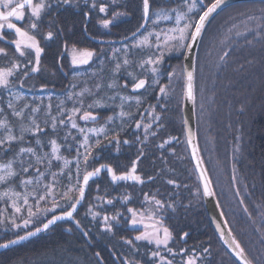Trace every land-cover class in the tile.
<instances>
[{
  "label": "trees",
  "instance_id": "16d2710c",
  "mask_svg": "<svg viewBox=\"0 0 264 264\" xmlns=\"http://www.w3.org/2000/svg\"><path fill=\"white\" fill-rule=\"evenodd\" d=\"M210 2L211 0H203L204 4ZM51 3L52 9L42 13L38 28L32 30L40 47L44 49L39 71H30L34 66V51L28 50L26 57H21L15 51V45L10 43L16 39L14 30H2L4 40L0 39V47L7 50V56L0 54V67L10 66L14 58L19 62L20 68L9 78V88L0 87V109L3 110L0 111V119H7L14 134L19 135L21 120L12 114L13 108L8 107L12 103L16 111L23 110L25 124L30 123L29 118L33 117L44 131L36 136L25 134L23 143L13 142L10 151L0 152V162H7L21 146L36 147L38 154H50L51 145L48 141L56 139L61 145L58 154L70 161L65 173L70 169L73 173L71 182L75 183L77 147L83 154L85 149L80 146V142L84 137L78 128L71 127L68 117L73 107L81 106L79 99H82L84 107L75 117L78 127L89 129L103 126L106 129L104 133H88L89 144H94L99 139L101 145L91 149L87 171H93L104 164L111 166L119 175L128 172L135 161L136 174L141 176L143 183L132 180L113 182L108 172L101 170L98 177L87 186L84 200L74 214L75 219L58 222L40 235L0 251V264H126L127 261L156 264L158 257L151 256L152 251L158 250L155 244L135 240L141 230L130 226L132 215L128 212L129 208L138 213L143 211L145 216L148 214L147 209H154V202L146 201L145 195L165 203L162 215L165 226L173 235L168 247L173 249L174 254L167 252L164 247L159 251L172 260L173 264H184L188 256H195L196 264H238L221 246L212 229L200 183L185 143L182 118L185 49L167 54L160 65L158 76L153 77L150 72L146 77V87L140 93L126 97L120 92L119 97L110 100V97L101 95L103 90L113 88L108 87L109 84L114 83L116 86L113 89L121 91L124 82L131 84L140 76L139 70L135 71L136 76H129L132 62L127 66L123 65L126 57L125 54L121 55L122 50L118 47L119 53H115L117 46L105 43L104 51L98 52L100 61L97 63L103 60V69L89 72L91 78L88 90H95L97 99H78L75 94L81 92V71L79 66L69 63L65 48L75 46L79 49H94V46L101 45L88 36L89 20L95 17L112 18V14L117 11L128 13L119 16L117 23L120 28L128 31L122 37L129 36L143 22L142 0H116L115 3L112 0H96L95 8L91 7L92 0H72L70 4L60 6L57 5V0ZM101 3L108 6V11L104 14L99 12ZM182 3L183 0H150L152 8H176ZM260 5L261 1L237 3L210 19L196 49L193 83L198 153L211 184L215 185L214 181L221 184L219 194L216 189L213 190L224 221H227L253 264H264V41L257 39L252 44H247L244 36L231 35L229 39H225V36L233 23L239 24L244 20L238 13L259 15L258 11L252 10ZM180 10L186 11V8L181 7ZM200 10L189 15L198 18ZM171 15L174 17L175 13ZM28 25L29 21L18 23L19 27L26 28ZM172 26L174 19L161 20L154 27L160 31ZM152 27L150 21L146 29L151 30ZM146 29H141L140 35ZM49 31L53 32L52 38H47ZM105 32H114L113 26ZM245 35L247 39H252L251 35ZM213 40L218 53L209 62L210 50L206 48ZM154 52L155 48L148 49L147 55ZM224 52L230 54L221 60ZM139 54L145 55L144 49ZM138 58L137 56V62ZM28 60H33V64H28ZM117 63L121 64L118 72L115 71ZM25 70H29L27 76L23 75ZM173 71L175 74L169 77L168 73ZM154 79H158L159 83L154 84ZM97 84L100 85L99 88L96 87ZM161 86H166L167 94L160 92ZM197 87L202 92L206 105L202 112L196 106ZM69 94H73L71 99ZM121 97L126 99L122 102ZM137 98L139 104L136 102ZM97 101L101 106L88 108L89 104ZM32 108H38L39 111L33 114ZM85 110L91 111L97 119L81 120L80 116ZM121 110L130 115L121 117ZM157 115L159 119H156ZM110 116L112 119L107 120ZM52 117L57 118L55 130L51 127ZM202 118L203 127L200 128ZM59 119H64L65 123L59 124ZM137 122L141 124L139 128L136 127ZM149 124L151 127L146 129L144 125ZM3 134V129H0V136ZM37 136L43 142V148L35 145ZM114 136H118L119 145L115 140L108 143ZM125 140L128 141L127 144L123 143ZM162 144L163 147H160ZM22 158L26 162L31 159L35 164V158L31 154H24ZM79 160L82 180L85 170L82 155ZM15 167L19 170L18 163ZM36 167L45 172L46 181L52 179L51 172H57V180L60 181L57 189L61 191L63 185L69 183L66 174H59V169L64 167L63 160L52 159L50 169L47 161ZM23 176L33 178L34 184L29 186L31 191L35 187L36 168H30ZM20 178L18 176L10 182L17 191H23L19 184ZM168 181L174 183L170 184ZM5 187L7 185H0V191ZM37 190L43 191L42 185ZM126 196L127 200L124 199ZM55 198L61 207L39 213L34 218V223L27 227L22 222V218L27 217L26 207L21 213L15 214L16 223L21 225L19 228L12 227L9 219L14 214L10 201L7 198L0 200V212L5 218V222L0 224V244L32 231L53 214L58 215L61 211L68 210L67 202L60 200L59 195ZM108 200L112 203H107ZM29 201L34 205L35 197H29ZM51 203L52 197H49L46 201H41L40 205L51 207ZM168 204L174 205V210L168 208ZM90 207L92 211L99 213L95 218L89 213ZM105 215L117 217L116 220L109 221L112 224L111 231L104 227ZM77 220L80 221V227L76 226ZM85 231L87 236L84 235ZM184 233L188 235L185 237ZM129 239L135 247L126 242ZM180 249H185V252ZM204 249L208 251L205 252ZM96 253L100 255L97 256Z\"/></svg>",
  "mask_w": 264,
  "mask_h": 264
},
{
  "label": "snow or ice",
  "instance_id": "6c2138e0",
  "mask_svg": "<svg viewBox=\"0 0 264 264\" xmlns=\"http://www.w3.org/2000/svg\"><path fill=\"white\" fill-rule=\"evenodd\" d=\"M72 0H57V5H67L70 4ZM116 0H112V3H115ZM226 5V0H211L210 3L204 4L203 0H183V3L180 7L176 8H152L150 5V0H142V23L139 27L136 28L130 35L133 38V43L131 48H147L152 49L155 48V52L151 55H148L146 59L139 61V66L141 68H146L151 72L153 77H157L160 72V65L164 62L165 56L172 52H180L181 49H186L188 51H192L194 45L198 42V39L201 37L202 33L206 29V24L209 22V18L213 16L214 13H217L222 6ZM97 6L96 0H92L91 7L95 8ZM181 7L186 8V11L180 10ZM26 9L27 18L29 20V25L25 27H19L17 23L13 22V18L16 21H23L26 18ZM52 9L51 0H0V30H4L5 28L8 30H14L16 39L10 41L11 44L15 45V51L19 53L21 57H26V53L28 50L34 51V66L30 69L31 72H37L40 70V61H41V53L44 51L43 48L40 47L39 41L36 36L32 34V30L38 28V23L41 19L42 13L46 11H50ZM197 9H201L198 14V18L192 17L189 14L193 13ZM108 11V6L104 3L99 5V12L106 13ZM253 12L258 11L259 15L247 14L245 12L238 13V15L243 16L244 20L240 21L239 24L233 23L228 29V35L225 36V39H229L231 35L235 36H244L245 42L247 44H252L255 40L264 41V0H261V5L259 8L253 9ZM171 13H175L173 17ZM87 15V13L85 14ZM128 15L126 12H114L112 14L111 19H103L100 23L108 28L110 24H112L113 20H115L119 16ZM155 17V19H153ZM174 26L169 27L167 29H161L157 31L154 27L161 20H173ZM151 21L153 27L151 30H147L146 26ZM183 21V24L181 23ZM251 25V26H249ZM141 29H146L145 32L138 36ZM245 34L251 35L252 39H247ZM53 32L49 31L47 33V38H52ZM3 33L0 31V39H3ZM154 38V39H153ZM125 40L128 37H124ZM125 49H128L129 46L126 44ZM102 51V50H101ZM119 51V50H114ZM0 54L7 56V50L3 47H0ZM230 53L224 52L223 56L220 57L223 60ZM99 53L94 49H81L77 50L75 47L72 49V64L73 65H85L88 64L89 61L93 60L94 57L98 56ZM125 59L123 60V65L127 66L131 63L129 59H127V53L125 54ZM28 64H33V60H28ZM187 67V66H186ZM20 68L19 62H17L14 58L11 62L10 66L0 67V87L5 89L11 86L10 77H13L16 74V70ZM121 68V64L117 63L115 66V71H119ZM29 74V70H25L23 72L24 76ZM175 73L169 72L168 76L171 77ZM129 76H132V73H128ZM135 79V77H133ZM193 72L186 71V79H187V92L186 95L190 99H195L193 93ZM154 84H158L159 80L154 79L152 81ZM147 83L146 79H139L133 84V89H143L145 88ZM116 85L114 83L109 84L108 87L112 88ZM97 88L100 87L99 84L96 85ZM90 90L84 89L80 93L75 94L78 99L83 97L85 92H89ZM160 92L163 94H167L166 86L160 87ZM73 94H69V99L72 98ZM19 98V97H18ZM125 97H121L122 102L125 100ZM137 104L140 103L139 98L136 100ZM80 107H73L71 109V114L68 119L71 123V127L73 129L79 130L80 133L83 134V141L80 142V146L84 147L85 151L83 154L80 153L79 147H77V167L75 173V183H72L73 173L69 169L67 173H65V169L68 168L70 163L69 160L60 156L58 153L60 152L61 145L57 143L56 139H51L48 143L51 145L50 154L44 152L43 154H38L36 147H19L18 151L14 153V155L7 160V162H0V185H7L3 191H0V200L7 198L10 201V206L14 210V214L9 218L11 220L12 227L19 228L21 225L16 223V215L22 212L26 207L27 217L22 218L23 225L27 227L29 224L34 223V218L38 216L39 213H47L52 211L53 209L60 208V202L55 198L59 195L60 200H63L68 203V210L61 211L59 215L53 214L50 219H47L46 222H42L41 226L35 227L34 231L26 232L24 235H18L16 239L9 240L6 243L0 244V248H7L10 244H15L20 240H25L30 236L36 235L43 230H47L50 225L56 223L58 220H63L65 218L75 219L73 213L77 210V205L84 199L85 196V188L89 183V180L97 176L101 169L107 168V171L111 174V179L113 182L115 181H137L143 183V180L140 175L136 174V162L134 161L131 169L128 172L116 174L113 168L109 165L101 164L99 167L95 168L93 171H87V164L89 160V156L91 155V149L94 147H98L101 145V141L99 139L95 140L94 144H89V132L93 133H104L106 129L101 126L100 128H79L76 123V114L81 112L83 105V100L79 99ZM101 106L100 102L97 101L94 104H89L88 108ZM9 108H13V115L20 118L21 122L19 125V135L14 134L13 128L10 126L9 121L7 119H0V129H3L4 134L0 136V146H4L0 148V152L10 151L12 149L13 142L23 143L25 141V134L31 133L36 136L38 133H43V129L37 123L36 119L30 117V123H24V112L16 111L14 105L9 103ZM25 107H28L25 105ZM50 108V106H49ZM155 106H153V110ZM0 111H3L0 109ZM38 108H32L31 112L34 114L38 112ZM130 113H126L123 110L120 112V116H128ZM160 117L157 115L156 119ZM51 127L53 130L57 128V118L52 117ZM81 120L95 121L97 119L96 116L92 114L91 111H83V115L80 116ZM112 117H108L107 120H111ZM64 119H59V124H64ZM47 124V121H45ZM141 126L140 122H137L136 127L139 128ZM146 129L150 128L151 125H144ZM67 139V136H65ZM115 140L116 144L119 145L120 141L118 136L112 137V139L108 140V143H112ZM123 143L127 144L128 141L125 140ZM167 143V141H165ZM191 143V140H189ZM35 145L40 148L44 147L43 142L37 136L35 140ZM163 147V144L160 145ZM118 150V149H117ZM198 149L194 147L193 155L196 156ZM24 154H31V157L35 158V164L29 159L27 162L22 158ZM83 156V162L85 164V170L82 176V180L80 177V160L79 157ZM143 152H141V156ZM198 160L197 167L200 166L202 161L199 160V157L196 156ZM52 159L55 160H63L64 167L59 169L60 175H67L69 183L63 185V190L57 189V184L60 181L57 180L58 173L51 172L50 175L52 179L50 181H46V176L44 171H40L38 165L44 164L47 161L48 168L50 169L52 166ZM139 160V157H137ZM19 164V170L15 167L16 164ZM26 165V166H25ZM36 168V177H35V187L32 190H29V186L34 184V180L31 177H25L23 174L28 173L30 168ZM21 177L19 180V184L22 187L23 191H17L15 185L10 183L16 177ZM201 176L204 180L203 186V195L204 196H214L215 192L211 188V181L208 179L206 173L202 170ZM149 179H152L149 177ZM46 181V182H45ZM170 184L174 183V181H168ZM43 187V191H38L39 187ZM56 189L54 192L53 190ZM199 191V190H197ZM29 197H35V204L33 205L29 201ZM49 197H52L51 207L44 206L41 207L40 202L46 201ZM125 200L128 197H124ZM145 200L154 202V209H147V217H145V213L137 212V210L133 208H129L128 212L132 215L131 224L135 225H143L144 231L140 232L135 236V240L137 241H147L148 243H154L158 250L152 251V257H158L156 264H173V261L168 259L166 256L162 255L159 249L163 246L167 252L173 253V249L168 247L169 241L173 239L172 232L168 227L164 224V217L162 215L165 210V203L155 197H148L145 195ZM107 203L111 204L112 201L108 200ZM243 203V200H241ZM217 206L219 204L217 203ZM35 207V210L33 208ZM168 208H172L174 210V205L168 204ZM7 211V209H4ZM247 212V208H245ZM89 213L95 218L99 213L92 211V208H89ZM221 215L223 213L221 212ZM249 215H251L249 213ZM104 219V227L106 230H112V224L109 222L110 220H116V216L109 217L105 215ZM149 221L148 223L145 220ZM5 222V218L3 213L0 212V224ZM227 224V221L224 222ZM76 226L80 227V221H76ZM217 229L220 230L221 238L224 239V242L228 244L230 248L233 249L236 256L239 257L243 264H253L251 259L247 258V254L245 249L242 247L239 240L236 239L235 235H233L231 228L227 231V237L225 238V231L221 227L219 223H217ZM162 233V234H161ZM84 235L87 236L88 233L85 231ZM188 233H184L186 237ZM129 245H133V241L131 239L126 241ZM133 247H135L133 245ZM181 252H185V249H180ZM205 252L208 249H204ZM174 254V253H173ZM99 256V253H96ZM126 264H140V261H127ZM184 264H196L195 256H188L184 261Z\"/></svg>",
  "mask_w": 264,
  "mask_h": 264
},
{
  "label": "water",
  "instance_id": "95a60500",
  "mask_svg": "<svg viewBox=\"0 0 264 264\" xmlns=\"http://www.w3.org/2000/svg\"><path fill=\"white\" fill-rule=\"evenodd\" d=\"M253 1H261V0H226V5L222 6L221 9H219L217 11V13H219L221 10H223L226 7H229V6L233 5V4L242 3V2H253ZM217 13H214L212 17H214ZM212 17L209 18V21H210V19ZM199 40H200V38L198 39V42L196 43V45H194V48H193L192 51H188V50L185 49L184 56H183V79H184L183 85L184 86H183L182 118H183V127H184V137H185L186 146H187V150H188V153H189L191 164H192V166L194 168V171H195V173H196V175L198 177L199 183H200V188H201V192H202V197H203L205 210H206L207 216L209 218V221L211 223V226H212V228H213V230H214V232H215L220 244L222 245V247L228 252V254L238 264H243V261L239 257L236 256V254L233 251V249L230 248L228 246V244H226L224 242V239L221 238L220 230L217 229V223H219L221 225V227L224 229L225 238H228L227 237V231H228L229 228H228L227 224L224 223L225 221H224L223 216L221 215V211L219 209V206H217V200L215 198V195L214 196H204L203 195L204 180H203V178L201 176V172H202V170L205 172V169H204L202 163L200 164L199 167H197L198 160H197L196 156H198L199 160L201 161L198 151L196 153V156L193 155L194 147L197 148L196 141H195V111H194V101H193V99L188 98V96L186 95V92H187L186 71H192L193 72V77H194L195 53H196V49H197ZM193 83H194V78H193ZM193 90H194V88H193ZM189 140H191V143H189ZM104 169L107 170V168H104ZM104 169H101V170H104ZM98 175L92 177L89 181H91L94 178L98 177ZM109 176L111 177L110 173H109ZM86 189H87V186L85 188V193H86ZM83 200L84 199H82L81 202L77 205V210L81 206ZM77 210L73 213V216L77 212ZM66 220H72V218H65L63 220H58L56 223L62 222V221H66ZM56 223H54V224H56ZM54 224L50 225L49 228L52 227ZM39 226H41V224ZM32 231H34V229ZM45 231L46 230H43V231H41L39 233H36V235L30 236V237H28L25 240H20V241H18L15 244H10L7 248H0V251L8 249V248H11V247H13V246H15L17 244L23 243L25 241H28V240L40 235L41 233H43Z\"/></svg>",
  "mask_w": 264,
  "mask_h": 264
},
{
  "label": "flooded vegetation",
  "instance_id": "af4514ba",
  "mask_svg": "<svg viewBox=\"0 0 264 264\" xmlns=\"http://www.w3.org/2000/svg\"><path fill=\"white\" fill-rule=\"evenodd\" d=\"M54 1H56V0H51V2H54ZM85 4L87 5L88 3L85 2ZM103 19H111V18L95 17V18H92L91 20H89L90 21V25H89V32L90 33H89L88 36L91 39H94L93 40L94 42L101 44V45L94 46L95 47L94 50H96L97 53L100 52L101 50L104 51L105 48L103 46H104L105 43H114L117 46L115 48V50H119L118 47L122 50L121 55H124V54L127 53V56L129 57L130 61L132 62V64L129 66V68L132 70L131 73L134 75L135 71L139 70V76L140 77L138 78V80L139 79H146L147 75L150 74V71L147 70V67L146 68H141L139 66V61L143 60V57H142L143 54H139L141 52V48H135V49L131 48V45L133 43V38H132L131 35L122 37V35L125 34V32H128V31L127 30L125 31L124 28H120L119 27V24L117 22L120 20V18L117 17L115 20H113L112 24H110L108 28H105L100 23V21L103 20ZM24 21H26V22L29 21L27 16H26L25 20H23V21L13 20V22L17 23V25H18V23H22ZM111 25L113 26L114 32H112V33L111 32H105V30H109L110 29ZM4 30L7 31L6 28ZM0 31H2V30H0ZM138 34L140 35V33H138ZM124 37H128V39L125 40ZM1 40H4V38L1 39ZM126 44L129 46L128 49H125V47H124ZM85 48L90 49L88 47H83L81 49H85ZM147 52H148V49L144 48V54H145V55H143L144 59H146V57L148 56ZM115 53H119V51H115ZM137 56L139 57L138 58V62L136 61V57ZM99 61H100L99 57L96 56V57L93 58V60L89 61L88 64L80 65L78 67L80 69V71H81V76H82V79H81V91L84 90V89H88L89 88V85H90L89 80L91 78V76L89 75V72H95L97 70L103 69V64H102L103 60H101V62L99 64H97ZM122 67L125 68V66H122ZM134 76H136V74ZM134 83L135 82H133L131 84H128L127 82H124V84L121 86V91L113 89L114 88L113 87L112 89L108 88V90H103L101 92V95L104 96V97H107V98L110 97L109 99L112 100L115 97H119L121 95L120 92L124 93L126 97L127 96L129 97V95L137 94V93H140L142 90H144V88L143 89L134 90L133 89V84ZM89 94H90V97H88ZM85 97H86V100L90 99L92 101H95L97 99L95 90L94 91L85 92L84 95H83V98H85ZM195 141H196V139H195ZM108 175H109V173H108ZM131 220H132V218H131ZM130 226H131V221H130ZM227 226H228V228H230L228 224H227ZM142 230L140 232H142Z\"/></svg>",
  "mask_w": 264,
  "mask_h": 264
},
{
  "label": "rangeland",
  "instance_id": "374dc122",
  "mask_svg": "<svg viewBox=\"0 0 264 264\" xmlns=\"http://www.w3.org/2000/svg\"><path fill=\"white\" fill-rule=\"evenodd\" d=\"M27 12H28V10L26 9V16H27ZM213 18V17H212ZM13 20H15L14 18H13ZM73 47H75V46H69V47H66L65 48V51H66V56H67V58H68V60H69V63L70 64H72V62H71V60H72V49H73ZM77 50H81V49H79V48H77V47H75ZM206 49H209L210 50V52H208L209 53V55H210V60H209V62L210 61H212L213 59H214V56L215 55H217V53H218V47H217V45H216V42H215V40H213V41H211L210 43H209V46H208V48H206ZM207 51V50H206ZM76 66H80V65H76ZM174 80V82L176 81V78H174L173 79ZM197 89H198V87H197ZM201 94H202V92L200 91V89H198L197 90V98H196V106H197V108H199V110H201V112H202V110H203V107L204 106H206L205 105V102H204V99H203V97L201 96ZM200 112V113H201ZM203 118L201 119V126H200V128H202L203 127ZM196 124H197V120L195 119V128H196ZM90 133V132H89ZM91 133H93V132H91ZM62 161V160H61ZM211 169V168H210ZM92 181V180H91ZM91 181H89V183H88V185L91 183ZM215 185H212L211 184V188L212 189H216L217 190V193H218V189H219V187L221 188V184L219 183H216V181H214L213 182ZM87 185V186H88ZM222 186H223V184H222ZM213 190V191H214ZM219 194V193H218ZM216 197V196H215ZM218 198V197H217ZM218 204H219V202H217ZM221 206H220V204H219V208H220ZM221 209V208H220ZM145 217H147V216H145ZM145 222L146 223H148L149 221H147V219L145 220ZM211 224V223H210ZM29 225H31V224H29ZM29 225H27V226H29ZM131 226L133 227V228H139L140 230H142V231H144V226L143 225H135V226H133L132 224H131ZM213 229V228H212ZM214 231V230H213ZM215 233V232H214ZM162 234V233H161ZM216 235V234H215ZM217 237V236H216ZM219 241V240H218ZM152 244V243H151ZM154 244V243H153ZM222 246V245H221ZM161 247H163V246H161ZM220 258H222V257H220ZM219 264H222L221 262H219Z\"/></svg>",
  "mask_w": 264,
  "mask_h": 264
},
{
  "label": "bare ground",
  "instance_id": "6f19581e",
  "mask_svg": "<svg viewBox=\"0 0 264 264\" xmlns=\"http://www.w3.org/2000/svg\"><path fill=\"white\" fill-rule=\"evenodd\" d=\"M233 5H234V4H233ZM226 8H228V7H226ZM193 92H194V90H193ZM193 101H195V99H194ZM185 143H186V141H185Z\"/></svg>",
  "mask_w": 264,
  "mask_h": 264
}]
</instances>
